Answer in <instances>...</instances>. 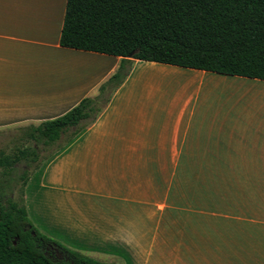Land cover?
Wrapping results in <instances>:
<instances>
[{
    "label": "crops",
    "instance_id": "obj_1",
    "mask_svg": "<svg viewBox=\"0 0 264 264\" xmlns=\"http://www.w3.org/2000/svg\"><path fill=\"white\" fill-rule=\"evenodd\" d=\"M66 3L0 0V133L61 117L119 69L61 46ZM128 59L98 120L26 186L28 217L106 264H264V80ZM192 170L197 204L159 201Z\"/></svg>",
    "mask_w": 264,
    "mask_h": 264
},
{
    "label": "trees",
    "instance_id": "obj_2",
    "mask_svg": "<svg viewBox=\"0 0 264 264\" xmlns=\"http://www.w3.org/2000/svg\"><path fill=\"white\" fill-rule=\"evenodd\" d=\"M60 44L122 57V62L96 97L28 129L24 137L31 145L0 157V166L10 174L23 160L38 162L41 145H54L70 133L68 144L92 126L128 78L131 55L134 60L264 80V0H67ZM0 264L106 263L42 234L25 205L11 198L5 203L0 193Z\"/></svg>",
    "mask_w": 264,
    "mask_h": 264
},
{
    "label": "rangeland",
    "instance_id": "obj_3",
    "mask_svg": "<svg viewBox=\"0 0 264 264\" xmlns=\"http://www.w3.org/2000/svg\"><path fill=\"white\" fill-rule=\"evenodd\" d=\"M70 137L71 134L68 133L61 139V141L54 145H41L40 159L38 162L29 163L23 160L16 165L15 170L12 171L11 174L10 170H5L4 167L0 166V182L2 183L4 180L2 184L3 188L0 190V193L4 197L5 203L9 198H11L14 202L18 203L21 206L25 205L24 198L26 194V186L30 183V181H32V179L39 177V175L37 174L43 171L44 166L47 165L52 157H54V155L60 151L61 147L65 146ZM30 145L31 143H28L25 140L24 135L21 133H0V157L2 155L8 156L16 151L17 148L21 149ZM174 189L175 190L173 198H170L168 201H166V199H159V201L164 202L168 206H174L176 208H183L190 203L197 204L199 194V181L197 171L192 170L190 180H183L182 178H180L178 181H176ZM167 213L168 212L158 215L159 222L163 221L164 223L167 221ZM181 216V214H176V220L181 221ZM29 220L35 228L39 229L35 221H32L30 217ZM163 233L165 234V232ZM50 238L74 251V249L70 247V244L65 241V239L58 238L55 235H52ZM114 264L118 263L116 262Z\"/></svg>",
    "mask_w": 264,
    "mask_h": 264
},
{
    "label": "water",
    "instance_id": "obj_4",
    "mask_svg": "<svg viewBox=\"0 0 264 264\" xmlns=\"http://www.w3.org/2000/svg\"><path fill=\"white\" fill-rule=\"evenodd\" d=\"M129 58H132V55Z\"/></svg>",
    "mask_w": 264,
    "mask_h": 264
}]
</instances>
